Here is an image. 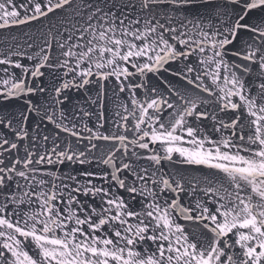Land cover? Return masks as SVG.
Here are the masks:
<instances>
[{
    "label": "snow or ice",
    "instance_id": "obj_1",
    "mask_svg": "<svg viewBox=\"0 0 264 264\" xmlns=\"http://www.w3.org/2000/svg\"><path fill=\"white\" fill-rule=\"evenodd\" d=\"M0 264H264V0H0Z\"/></svg>",
    "mask_w": 264,
    "mask_h": 264
}]
</instances>
